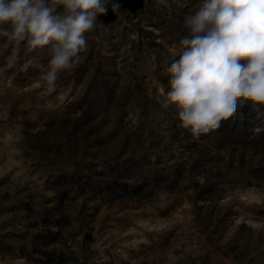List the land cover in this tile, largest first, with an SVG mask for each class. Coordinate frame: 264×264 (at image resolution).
<instances>
[{
    "label": "rangeland",
    "instance_id": "rangeland-1",
    "mask_svg": "<svg viewBox=\"0 0 264 264\" xmlns=\"http://www.w3.org/2000/svg\"><path fill=\"white\" fill-rule=\"evenodd\" d=\"M196 2L109 0L52 92L0 36V264H264V114L194 139L162 106Z\"/></svg>",
    "mask_w": 264,
    "mask_h": 264
},
{
    "label": "clouds",
    "instance_id": "clouds-1",
    "mask_svg": "<svg viewBox=\"0 0 264 264\" xmlns=\"http://www.w3.org/2000/svg\"><path fill=\"white\" fill-rule=\"evenodd\" d=\"M108 3L0 0V36L26 41L30 49L49 46L33 87L52 92L82 61L85 33L107 14ZM180 23L183 51L166 69L170 90L162 102L178 108L180 127L199 139L232 117L238 102L264 114V0H197Z\"/></svg>",
    "mask_w": 264,
    "mask_h": 264
},
{
    "label": "bare ground",
    "instance_id": "bare-ground-1",
    "mask_svg": "<svg viewBox=\"0 0 264 264\" xmlns=\"http://www.w3.org/2000/svg\"><path fill=\"white\" fill-rule=\"evenodd\" d=\"M124 28V27H123ZM152 34H155L156 32H154L153 33V31L151 32ZM128 36V35H127ZM160 54H164V52H160ZM147 56V55H146ZM146 58V57H145ZM169 60H171V58H167V59H165V61L166 62H168ZM238 106H240V104H239V102H238ZM253 117V116H252ZM136 119V118H135ZM251 121V120H250ZM251 122H253V121H251ZM133 124H134V126L135 125H137L138 123H137V119L136 120H133ZM249 124V123H248ZM250 125V124H249ZM257 126H259L258 125V123L257 124H253V125H251L250 126V130H249V132H250V134L251 135H259V134H262L261 133V129H259V128H257ZM261 126H263V125H261ZM179 150H182V149H179ZM163 162L166 164V163H168V160H167V157L165 158V159H163ZM94 171L95 172H99V173H108V168H107V166H95V168H94ZM248 197H250V198H252V197H254L253 195H249ZM248 222H246V224H247Z\"/></svg>",
    "mask_w": 264,
    "mask_h": 264
}]
</instances>
